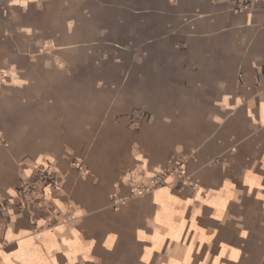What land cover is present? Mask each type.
<instances>
[{"label": "crops", "instance_id": "crops-1", "mask_svg": "<svg viewBox=\"0 0 264 264\" xmlns=\"http://www.w3.org/2000/svg\"><path fill=\"white\" fill-rule=\"evenodd\" d=\"M237 1L0 0V264H264V0Z\"/></svg>", "mask_w": 264, "mask_h": 264}, {"label": "built area", "instance_id": "built-area-1", "mask_svg": "<svg viewBox=\"0 0 264 264\" xmlns=\"http://www.w3.org/2000/svg\"><path fill=\"white\" fill-rule=\"evenodd\" d=\"M256 0H238L236 10H243L249 8ZM263 10H264V4H263ZM175 167L173 169H167V170H159L156 171L152 178V184L153 185H161L164 184V177L167 174H172L176 176L177 180L179 182H184L185 180V166L183 160H177L174 163ZM38 175L43 178L46 181V184L49 185L50 188L54 189L57 187V179L55 176L47 173V172H39ZM28 190L30 188L28 187ZM5 203L0 204V211H2L5 208ZM55 213H57V210H55Z\"/></svg>", "mask_w": 264, "mask_h": 264}]
</instances>
